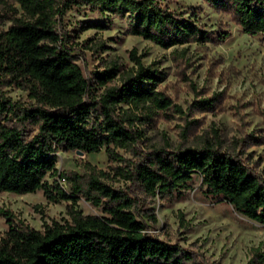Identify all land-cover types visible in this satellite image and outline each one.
I'll list each match as a JSON object with an SVG mask.
<instances>
[{
	"label": "trees",
	"instance_id": "obj_1",
	"mask_svg": "<svg viewBox=\"0 0 264 264\" xmlns=\"http://www.w3.org/2000/svg\"><path fill=\"white\" fill-rule=\"evenodd\" d=\"M203 1L245 33L264 36V0ZM15 3L21 16L13 10L12 24L0 30V192L42 191L49 202L68 203V218L34 230L0 210L8 226L0 234V264H202L178 245L152 236L148 224H156V217L141 210L142 201L168 199L193 175L201 178L206 196L264 225V177L239 157L222 152L217 133L216 146L156 149L134 127L146 118L133 110L155 99L162 73L144 67L142 57L132 50L134 66L129 72L121 73L109 62L92 78L85 77L76 63L72 36L60 21L73 5L102 14H129V33L164 49L191 41L221 43L229 33L204 32L195 18H178L160 0ZM89 28L103 26H82ZM115 79L120 84L115 85ZM8 88L26 92L29 103L13 102L5 94ZM101 150L113 164V175L130 184L125 190L113 187L107 182L109 174L94 168L84 175L58 173L55 168L57 151ZM47 175L57 180L49 184ZM80 198L102 215H83L77 208ZM252 263L264 264V254H254Z\"/></svg>",
	"mask_w": 264,
	"mask_h": 264
},
{
	"label": "rangeland",
	"instance_id": "obj_2",
	"mask_svg": "<svg viewBox=\"0 0 264 264\" xmlns=\"http://www.w3.org/2000/svg\"><path fill=\"white\" fill-rule=\"evenodd\" d=\"M160 1L178 18H195L204 32L224 31L229 36L221 43L191 41L164 49L130 34L129 14H102L85 5H73L60 27L72 36L73 53L83 75L92 78L93 72L102 71L109 62L116 63L121 73L129 72L134 66L130 52L135 50L144 67L164 76L155 99L133 110L146 118L134 127L144 133L147 145L170 150L216 146L217 133L222 152L239 157L264 177V36L245 33L228 15L203 0ZM4 2H0V30L12 24L13 10L16 17L21 16L15 0ZM85 24L103 28L82 30ZM113 83L120 84L118 79ZM5 94L13 102L29 103L24 91L8 88ZM117 152L130 158L123 150ZM54 157L58 173L84 175L94 168L109 174L107 182L113 187L125 190L130 186L113 175V164L104 150L94 154L57 151ZM44 180L51 184L57 176L47 175ZM204 190L201 178L193 175L168 199L142 201L141 210L152 212L157 220L148 224L149 233L194 254L202 264H250L254 254H264V225L228 203L206 196ZM67 205L47 201L42 191L23 195L0 192V210L34 230L66 220ZM77 208L83 215H102L83 198L78 199ZM7 229L6 218L0 214V234Z\"/></svg>",
	"mask_w": 264,
	"mask_h": 264
},
{
	"label": "water",
	"instance_id": "obj_3",
	"mask_svg": "<svg viewBox=\"0 0 264 264\" xmlns=\"http://www.w3.org/2000/svg\"><path fill=\"white\" fill-rule=\"evenodd\" d=\"M76 153H78V154H83V152H81V151H76Z\"/></svg>",
	"mask_w": 264,
	"mask_h": 264
}]
</instances>
